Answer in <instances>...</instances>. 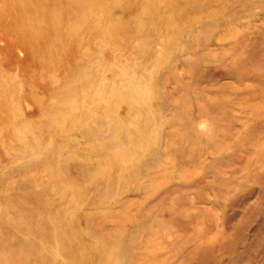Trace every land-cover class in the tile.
Instances as JSON below:
<instances>
[{
    "label": "rangeland",
    "instance_id": "1",
    "mask_svg": "<svg viewBox=\"0 0 264 264\" xmlns=\"http://www.w3.org/2000/svg\"><path fill=\"white\" fill-rule=\"evenodd\" d=\"M0 264H264V0H0Z\"/></svg>",
    "mask_w": 264,
    "mask_h": 264
}]
</instances>
